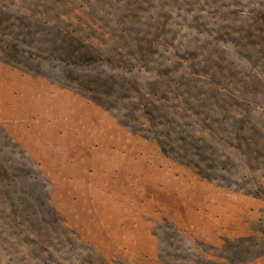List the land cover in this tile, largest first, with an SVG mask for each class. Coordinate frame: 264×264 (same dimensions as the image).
Returning <instances> with one entry per match:
<instances>
[{
    "label": "rangeland",
    "instance_id": "rangeland-1",
    "mask_svg": "<svg viewBox=\"0 0 264 264\" xmlns=\"http://www.w3.org/2000/svg\"><path fill=\"white\" fill-rule=\"evenodd\" d=\"M69 3L0 0V264H264V0Z\"/></svg>",
    "mask_w": 264,
    "mask_h": 264
},
{
    "label": "trees",
    "instance_id": "trees-1",
    "mask_svg": "<svg viewBox=\"0 0 264 264\" xmlns=\"http://www.w3.org/2000/svg\"><path fill=\"white\" fill-rule=\"evenodd\" d=\"M45 1V0H44ZM64 2H65V4H70L69 3V0H64ZM46 8V7H45ZM34 16V15H33ZM32 16V17H33ZM11 19H12V17H11ZM1 27H4L5 28V30H7V29H9V27L6 25V26H4V24H3V22L2 21H0V28ZM157 28H159V29H162V27L161 26H158ZM156 28V29H157ZM22 44V43H21ZM20 44V45H21ZM18 45V43H15L14 44V47L13 48H15V47H18L17 46ZM19 45V46H20ZM46 52H48V50H46ZM45 53H41V54H39L37 57H38V59L39 58H41V56L42 55H44ZM30 57H32V56H30ZM70 58V56H66L65 57V64L67 65V63H68V65H69V61H68V59ZM53 59V58H52ZM58 59H60L59 57H54V60L55 61H57ZM68 67V66H67ZM264 74V73H263ZM160 75V74H159ZM207 78H209V76H207ZM90 83H92V84H94V80L92 79L91 80V82ZM221 93H224V95H229V96H234V98H236V95H239V91L236 89V88H233L232 90H230L229 88H227V87H224V86H219V87H217V89L215 90V92H214V95H213V98L214 99H217V98H219V102L221 101V100H223L222 98L224 97H221ZM245 94V93H244ZM243 94V95H244ZM158 95H159V93H157V94H155L154 95V97L156 98V97H158ZM153 102L154 101H151V104H153ZM157 102H159V100L157 101ZM155 103V102H154ZM157 112V111H156ZM162 120H166L165 119V116H163L162 117ZM228 119L227 118H224L223 119V121H222V123H224V122H226ZM234 121L235 119H234V117L232 116L231 117V119H229V121ZM190 123V122H189ZM166 124H168V122H166ZM173 124H175L176 125V123H173ZM191 124V123H190ZM190 124H188V127L190 126ZM221 124V123H220ZM160 127H163V125H161L160 123H158V124H156V128H160ZM187 127V126H186ZM185 126H184V128L182 129V130H180V131H178L177 133H176V135H177V138L175 139V140H173V144L174 145H171L170 143H168V144H166V146L167 147H169V148H173V149H175V151H173L172 150V155H176V156H183V160H187V161H190L191 160V158H189V157H187V156H185L184 155V153L185 154H190V155H192V154H194V157H192V158H194V159H198V158H201L202 157V154L200 153V151L197 153V154H195L194 152L197 150V147H196V145H195V143L197 142V140H196V138H195V136H193L192 134H189V132L185 129L186 128ZM153 128V127H152ZM163 128H165V127H163ZM154 129V128H153ZM224 132H227V131H224ZM233 132V135L235 134V132L234 131H232ZM149 134H151V135H153V136H157L158 134H160V135H158L159 137L160 136H164V134H162V133H156L155 131H153V130H150V132H149ZM134 137H137V135L136 134H134L133 135ZM165 137V136H164ZM156 138V137H155ZM221 140H223V138L221 139ZM137 141H140V142H142L141 141V138H138L137 139ZM158 141H162V140H158ZM184 141L186 142V143H184ZM141 144H143V143H141ZM205 144H206V142H205ZM209 144H211V143H208V144H206V146H207V149H209V152H210V154L213 156V154H215L216 152H215V149H214V147H212L211 145H209ZM125 146V145H124ZM233 147V146H232ZM132 148L134 149L135 148V146L134 145H132ZM249 150H250V147L248 148ZM253 153H258V149H255V151H253ZM136 154L139 156V155H143L144 153H141L140 151H137L136 152ZM216 155V154H215ZM205 156H206V154H205ZM204 156V157H205ZM166 160H168L169 162L167 163V165H166V167H168V170H170V169H173V170H175L176 168H174V166L172 165V164H175L174 162H172V161H170L169 160V157L167 156V158H165ZM214 161V159L213 158H210V159H205L204 158V162L205 163H208V164H211L212 162ZM203 162V163H204ZM248 164V166H249V168H250V165H251V163H247ZM248 166H246V165H240V166H238V168H241L242 170H245L246 171V169L248 168ZM258 168V166H256V169ZM232 169H235L234 167L232 168ZM177 170V169H176ZM153 175V174H152ZM177 175H180V173H178ZM171 176L169 175V177L165 180V182L167 183V182H169L170 180H171ZM156 182H157V180H155ZM199 182V184L200 183H208V179H207V177L205 176V175H203V177H201L199 180H198ZM162 185H165L164 183H162ZM205 185H200V186H197V188L199 187L200 189H203V188H205L204 187ZM194 194H196V193H194ZM190 198V200H192L193 199V197H189ZM203 200H206V198H203ZM146 201L144 200V201H141V203L142 204H144ZM201 205V204H200ZM158 211H159V209H158ZM147 211H145V213H146ZM204 212H206V214H211L210 216H212L213 217V214H212V212H210V210L209 209H207L206 211L204 210ZM216 216V215H215ZM214 216V217H215ZM209 219H211V218H209ZM33 231L32 230H30L29 232H28V230L26 231L25 230V228H24V232H23V234H26L25 235V240H26V242L27 243H30V244H32V246H35V245H38L39 243L38 242H36V239H35V236H34V234L32 233ZM40 247H43V246H41L40 245ZM47 251V250H46ZM45 251V252H46ZM48 252V251H47ZM20 254H23L22 252L20 253ZM37 258V256H35V257H33V259L31 260V261H28L29 262V264H33V260L35 261V259ZM22 260L23 261H25V260H27V259H25V258H22Z\"/></svg>",
    "mask_w": 264,
    "mask_h": 264
}]
</instances>
